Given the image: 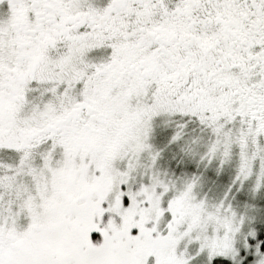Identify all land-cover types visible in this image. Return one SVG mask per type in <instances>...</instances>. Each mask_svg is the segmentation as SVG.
<instances>
[{
    "label": "snow or ice",
    "instance_id": "snow-or-ice-1",
    "mask_svg": "<svg viewBox=\"0 0 264 264\" xmlns=\"http://www.w3.org/2000/svg\"><path fill=\"white\" fill-rule=\"evenodd\" d=\"M0 264H264V0H0Z\"/></svg>",
    "mask_w": 264,
    "mask_h": 264
}]
</instances>
